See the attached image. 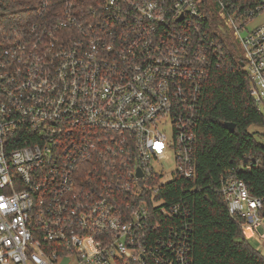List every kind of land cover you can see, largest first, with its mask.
<instances>
[{
  "label": "built area",
  "instance_id": "2783aa9c",
  "mask_svg": "<svg viewBox=\"0 0 264 264\" xmlns=\"http://www.w3.org/2000/svg\"><path fill=\"white\" fill-rule=\"evenodd\" d=\"M262 12L264 0H31L34 20L13 25L0 0V264H191L190 212L159 193L195 175L204 86L225 58L215 21L264 107V25L245 29ZM220 193L245 232L264 229L244 181L226 174Z\"/></svg>",
  "mask_w": 264,
  "mask_h": 264
},
{
  "label": "trees",
  "instance_id": "16d2710c",
  "mask_svg": "<svg viewBox=\"0 0 264 264\" xmlns=\"http://www.w3.org/2000/svg\"><path fill=\"white\" fill-rule=\"evenodd\" d=\"M104 1L69 0L83 11ZM5 4L9 24L34 20L27 14L31 0H5ZM213 25L210 30L223 45L225 58L204 86L196 126L195 175L172 178L159 197L166 206L180 202L190 212L191 264H264V258L245 241L243 221L229 213L220 193L226 174L244 181L249 193L262 200L260 215L264 218V114L250 96V80L240 66L235 42L217 21ZM226 123L235 125L233 133L225 128Z\"/></svg>",
  "mask_w": 264,
  "mask_h": 264
},
{
  "label": "rangeland",
  "instance_id": "374dc122",
  "mask_svg": "<svg viewBox=\"0 0 264 264\" xmlns=\"http://www.w3.org/2000/svg\"><path fill=\"white\" fill-rule=\"evenodd\" d=\"M263 25H264V12L260 13L251 22H249L247 26L245 27V29L247 32H251L254 28L260 27ZM259 110L260 112L264 114L263 106H261ZM250 130L261 132V129L258 127H251ZM166 133L167 134L170 133L169 127L166 128ZM166 156H167V160H164L161 163H162L163 171L165 173V177L166 179H169V174L171 170L173 169V160L171 159L170 153H167ZM262 223L264 224V218L262 219ZM245 241L254 251H256L258 254H260L261 257L264 258V229L263 227L257 228L256 232H254V235L251 231L246 230Z\"/></svg>",
  "mask_w": 264,
  "mask_h": 264
},
{
  "label": "water",
  "instance_id": "95a60500",
  "mask_svg": "<svg viewBox=\"0 0 264 264\" xmlns=\"http://www.w3.org/2000/svg\"><path fill=\"white\" fill-rule=\"evenodd\" d=\"M240 66H243L242 63ZM225 128L228 130V132L233 133L235 130V125L233 123H226ZM138 176H141L140 172L138 173Z\"/></svg>",
  "mask_w": 264,
  "mask_h": 264
}]
</instances>
